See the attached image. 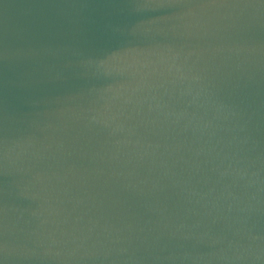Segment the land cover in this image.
<instances>
[{
  "label": "water",
  "instance_id": "1",
  "mask_svg": "<svg viewBox=\"0 0 264 264\" xmlns=\"http://www.w3.org/2000/svg\"><path fill=\"white\" fill-rule=\"evenodd\" d=\"M260 249L264 0H0V264Z\"/></svg>",
  "mask_w": 264,
  "mask_h": 264
},
{
  "label": "clouds",
  "instance_id": "2",
  "mask_svg": "<svg viewBox=\"0 0 264 264\" xmlns=\"http://www.w3.org/2000/svg\"><path fill=\"white\" fill-rule=\"evenodd\" d=\"M4 56L8 60L10 58V52L8 48H5ZM253 261H259L264 264V249H260L257 254L252 257Z\"/></svg>",
  "mask_w": 264,
  "mask_h": 264
}]
</instances>
